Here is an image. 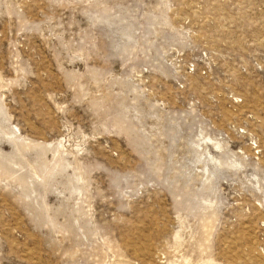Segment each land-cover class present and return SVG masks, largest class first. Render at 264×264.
Masks as SVG:
<instances>
[{
  "label": "rangeland",
  "instance_id": "rangeland-1",
  "mask_svg": "<svg viewBox=\"0 0 264 264\" xmlns=\"http://www.w3.org/2000/svg\"><path fill=\"white\" fill-rule=\"evenodd\" d=\"M0 264H264V0H0Z\"/></svg>",
  "mask_w": 264,
  "mask_h": 264
}]
</instances>
